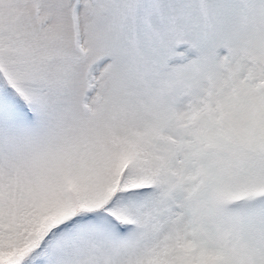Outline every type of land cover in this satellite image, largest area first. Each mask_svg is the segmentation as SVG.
I'll return each mask as SVG.
<instances>
[{
    "label": "snow or ice",
    "instance_id": "obj_1",
    "mask_svg": "<svg viewBox=\"0 0 264 264\" xmlns=\"http://www.w3.org/2000/svg\"><path fill=\"white\" fill-rule=\"evenodd\" d=\"M0 264H264V0H0Z\"/></svg>",
    "mask_w": 264,
    "mask_h": 264
}]
</instances>
